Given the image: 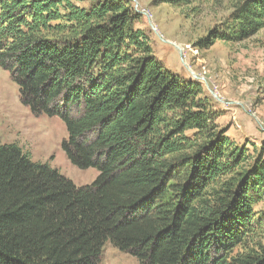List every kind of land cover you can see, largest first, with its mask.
I'll return each instance as SVG.
<instances>
[{"label": "trees", "instance_id": "obj_1", "mask_svg": "<svg viewBox=\"0 0 264 264\" xmlns=\"http://www.w3.org/2000/svg\"><path fill=\"white\" fill-rule=\"evenodd\" d=\"M88 1L0 0V67L34 115L65 123L68 160L100 172L79 187L0 142V264H100L108 243L141 264H264V148L157 59L128 0ZM233 20L198 45L256 35L264 0Z\"/></svg>", "mask_w": 264, "mask_h": 264}, {"label": "rangeland", "instance_id": "obj_2", "mask_svg": "<svg viewBox=\"0 0 264 264\" xmlns=\"http://www.w3.org/2000/svg\"><path fill=\"white\" fill-rule=\"evenodd\" d=\"M72 1L80 7L91 6L88 0ZM128 1L139 15L135 27L147 34L157 59L175 75L203 87L204 96L209 97L220 114L217 122L228 130L227 134L230 131L234 134L232 126L236 117L240 123L248 119L256 134L242 141L231 138L239 144H248L251 153L255 147L261 151L264 148V28L244 41L218 39L210 47L198 45L212 31H228L235 24L234 14L248 0H194L191 5L180 7L156 0ZM228 101L234 102L237 111H228ZM67 138V127L60 118L36 116L22 104L19 86L0 67V142L19 145L34 161L50 163L79 187L92 184L99 170L73 165L62 149ZM255 212L257 217L264 212V199L255 206ZM252 242L264 244V224ZM100 264L141 263L108 243Z\"/></svg>", "mask_w": 264, "mask_h": 264}, {"label": "crops", "instance_id": "obj_3", "mask_svg": "<svg viewBox=\"0 0 264 264\" xmlns=\"http://www.w3.org/2000/svg\"><path fill=\"white\" fill-rule=\"evenodd\" d=\"M232 103H234V102H231V101L227 102V106L229 107L228 111L235 112L236 108H235V105ZM235 115H238L237 112L235 113ZM234 121H235V125L232 126V130L234 129L235 132L233 134V131H230V133L228 134L229 136L231 135L230 137L233 136V137H236L237 140L242 141V139H244L245 137L253 136L254 134H256V130H254L253 125L251 124V122L248 119H244L243 121H241V119H240V121H241V123H240L236 117V119ZM238 129L241 131V132H239L240 134L237 133Z\"/></svg>", "mask_w": 264, "mask_h": 264}]
</instances>
